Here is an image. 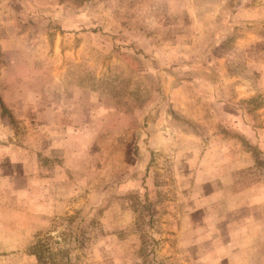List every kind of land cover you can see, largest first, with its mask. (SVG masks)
Segmentation results:
<instances>
[{"label":"rangeland","instance_id":"374dc122","mask_svg":"<svg viewBox=\"0 0 264 264\" xmlns=\"http://www.w3.org/2000/svg\"><path fill=\"white\" fill-rule=\"evenodd\" d=\"M0 264H264V0H0Z\"/></svg>","mask_w":264,"mask_h":264},{"label":"trees","instance_id":"16d2710c","mask_svg":"<svg viewBox=\"0 0 264 264\" xmlns=\"http://www.w3.org/2000/svg\"><path fill=\"white\" fill-rule=\"evenodd\" d=\"M0 108L2 109V111H5L6 109L1 99H0Z\"/></svg>","mask_w":264,"mask_h":264}]
</instances>
